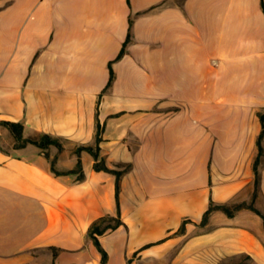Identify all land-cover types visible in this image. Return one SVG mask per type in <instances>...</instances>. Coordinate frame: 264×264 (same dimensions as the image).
I'll return each instance as SVG.
<instances>
[{"label": "crops", "instance_id": "obj_1", "mask_svg": "<svg viewBox=\"0 0 264 264\" xmlns=\"http://www.w3.org/2000/svg\"><path fill=\"white\" fill-rule=\"evenodd\" d=\"M264 0H0V264H264L250 204L264 115ZM125 55L117 60L129 31ZM110 65L114 79H111ZM102 96V97H101ZM100 101V102H99ZM264 149V139L262 142ZM81 162L84 178L69 174ZM63 175H57L52 169ZM255 201L264 215V155ZM185 223L184 232L179 233Z\"/></svg>", "mask_w": 264, "mask_h": 264}, {"label": "trees", "instance_id": "obj_2", "mask_svg": "<svg viewBox=\"0 0 264 264\" xmlns=\"http://www.w3.org/2000/svg\"><path fill=\"white\" fill-rule=\"evenodd\" d=\"M263 9H264V6H263ZM132 25H133V21L131 19L130 20V31H129L128 39H127L126 43L124 44L123 49H122L117 60H120L125 55L126 47L131 40ZM110 72H111V79H110V82L108 84L107 89L111 87L113 79H114V73L112 70V65H110ZM261 122L263 125V131H262V133L259 137V140H258L259 153H258L257 159L255 160V163H254L255 179H254V184H253L254 192H253L252 202L250 204H247L245 202H243V203L237 202V203H232V204H216V203L211 201L208 210L204 214V217H203V220L201 223L202 227L206 226L209 222L211 215L214 212H218V211L223 212L228 217L232 218L241 209H249V210L255 212L256 214H258L259 216H261L264 220V215L257 208H255V201L258 198L259 187H260L259 166L261 163V158L264 155V149L262 146V142L264 139V115H261ZM0 126L5 127L11 133V135L15 141V149H21V148H25L28 145H32V146H35L38 149H40L43 153H45V155L47 157H48L47 151L51 147H57L60 151L63 149V145H62L61 140L52 138L48 135H40L36 138H28V139L24 138V135H23L24 128L21 124L11 123V122H1ZM101 130H102L101 125L98 122L97 123V133H96V138H95V146L94 147L93 146H80L79 148H77L75 153L77 155H79L83 151L89 152L95 159V166H94L95 171L110 173V174L115 175L117 178L116 197H117V203H118V209H119L118 216L117 217L107 216V217L100 218L95 223H93V225L90 227L89 232H88L89 239H91L93 241V243L95 244V246L97 247L99 252L102 254V262L100 264H106L107 260H108V255L102 249L100 242H99V238L101 236L107 234V233H110V232L117 230L118 228H120L122 226H125V224L123 223V221L121 219V215H120L119 195H120V181H121L124 173L126 172V170H124V171L112 170L109 167H107L105 160L100 157L99 145L101 142ZM52 169L55 172V174H57L59 176L63 175V174L55 171L54 163L52 165ZM69 174H78L80 180H82L84 178L82 165H81L80 161L77 165V168L75 170L69 172ZM185 223L186 222H184L179 233L184 232ZM243 257L250 260L249 257H246V256H243ZM231 260H234V259H231ZM228 262H226L225 264H227Z\"/></svg>", "mask_w": 264, "mask_h": 264}, {"label": "rangeland", "instance_id": "obj_3", "mask_svg": "<svg viewBox=\"0 0 264 264\" xmlns=\"http://www.w3.org/2000/svg\"><path fill=\"white\" fill-rule=\"evenodd\" d=\"M15 147V144H14ZM227 264H251L250 260L245 257H239L234 260H230Z\"/></svg>", "mask_w": 264, "mask_h": 264}]
</instances>
